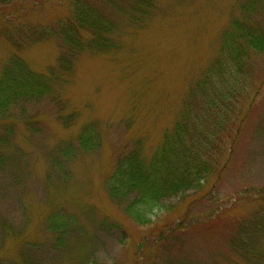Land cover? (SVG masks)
<instances>
[{"label":"rangeland","instance_id":"1","mask_svg":"<svg viewBox=\"0 0 264 264\" xmlns=\"http://www.w3.org/2000/svg\"><path fill=\"white\" fill-rule=\"evenodd\" d=\"M71 1L0 0V73L17 57L54 85L0 115V264H264V53L247 49L216 175L143 224L127 213L133 196L106 186L122 155L139 146L147 161L172 130L234 22L264 34V0L253 14L251 0H149L141 14L129 0H83L114 30L106 51L83 49L64 71L61 42L34 34L55 33ZM86 126L100 140L87 151ZM55 215L71 222L53 231Z\"/></svg>","mask_w":264,"mask_h":264},{"label":"trees","instance_id":"2","mask_svg":"<svg viewBox=\"0 0 264 264\" xmlns=\"http://www.w3.org/2000/svg\"><path fill=\"white\" fill-rule=\"evenodd\" d=\"M129 1L128 10L138 14L148 7L143 5L144 2L149 4V0ZM262 1H249L246 12H256V6ZM56 24L55 33L50 28L42 29L39 34H34V40L54 36L61 42L68 53L58 60L59 69L64 71L69 70L72 59L83 49L106 51L110 41L108 36L115 26L83 0H72L69 16ZM81 32L89 33L87 42ZM248 48L264 53V34L253 26L234 22L225 33L214 62L203 73L197 88L189 93L178 121L150 158L146 161L140 147L136 146L116 163L106 186L115 200L133 196L127 213L134 221L143 224L147 213L157 208L162 199L193 187L201 183L202 178L207 179L220 171L223 165L220 158L230 141L234 111L237 110L235 94L240 93L239 88L245 90L247 87ZM53 87L48 76L33 71L20 58L12 57L0 73V115L19 101L43 97ZM89 126L79 136L80 147L86 151L100 144L97 133ZM49 222V229L58 231L71 221L55 215Z\"/></svg>","mask_w":264,"mask_h":264}]
</instances>
